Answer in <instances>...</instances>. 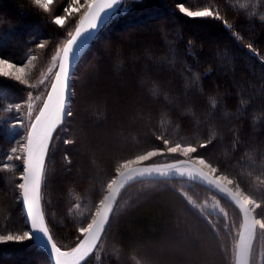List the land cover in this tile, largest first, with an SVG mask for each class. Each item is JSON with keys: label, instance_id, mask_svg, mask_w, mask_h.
I'll return each instance as SVG.
<instances>
[{"label": "trees", "instance_id": "16d2710c", "mask_svg": "<svg viewBox=\"0 0 264 264\" xmlns=\"http://www.w3.org/2000/svg\"><path fill=\"white\" fill-rule=\"evenodd\" d=\"M54 1L58 5L49 14L33 0H0V58L20 64L35 55L28 77L32 84L78 19H69L64 28L52 24V15H63L68 4ZM178 4L214 8L232 27L188 18ZM262 16L264 0H131L110 18L77 70L70 104L74 115L56 131L45 164L41 204L61 250L75 245L76 229L95 211L115 162L159 145L158 132L194 145L214 136L201 155L257 200L264 199L257 179L264 178ZM45 42V49L36 47ZM248 44L259 55L249 52ZM33 90L0 77V105L22 103ZM8 114L0 111V125ZM16 141L0 128V159L12 166L0 168L2 235L25 229L16 187L22 162L6 159ZM183 181H142L125 188L98 264H235L228 237L214 232L180 194ZM257 217H264V209ZM261 252L264 264V232L257 228L250 264H258ZM0 264L49 262L33 241H9L0 243Z\"/></svg>", "mask_w": 264, "mask_h": 264}, {"label": "snow or ice", "instance_id": "6c2138e0", "mask_svg": "<svg viewBox=\"0 0 264 264\" xmlns=\"http://www.w3.org/2000/svg\"><path fill=\"white\" fill-rule=\"evenodd\" d=\"M125 2L126 0H83L81 3V0H68L67 6L63 8L64 14L52 15L51 23L64 28L69 19L76 17L78 19H75L74 31H69L62 46L56 48L55 54L51 57L52 63L48 72L41 74L42 78L38 84L44 86L46 91L36 97H33V93L29 91L27 100L22 103L0 105V111L15 112L19 115L23 111V105L27 104L30 117L27 125L23 119H15V123L10 124L11 128H26L27 133L23 142L17 141V146L11 147L10 152L6 154L7 161L22 162V172L19 176V181L22 182H18L16 187L19 189V198H22V203L26 208L25 229L18 233L10 232L7 235H0V243L33 241L37 245L50 247L55 264H90L93 257L100 261L101 258L96 255V252L102 246L107 231L111 227V218L120 207L119 197L126 186L145 179L159 181L186 177L190 181L202 182L229 198L239 207L244 222L239 231V242L236 246L237 264H241V261L247 264L256 229L259 228L261 232H264V217H257V210L264 209V199L257 200L243 190L237 179L231 178L226 170L222 171V166L201 155L200 150H208L214 144V136L194 145L191 142H183V140L174 142L166 138L162 132H158L155 135V141H158L162 147L155 145L131 158L118 159L115 162L111 169V178L106 182L103 189L104 194L99 199L98 206L76 229L77 235L73 247L66 251L61 250L50 232L41 204V184L45 173L46 156L55 130L65 118L74 115L69 104V76L72 61L88 46L100 27L110 17L117 14V6ZM33 3L44 13H52L51 6L54 0H33ZM177 7L179 12L188 18H210L221 21L229 29L232 27L220 11L214 8L202 7L198 10H190L183 4H178ZM261 18L264 19V16ZM36 47L45 49L47 43H38ZM246 47L249 52L259 55L251 44ZM26 59L27 63L17 64L6 58H0V77L10 78L30 89L37 88V84L29 83L28 80L29 68L37 57L29 55ZM34 100H40L42 106L34 109ZM64 142L72 143L68 140ZM157 157H172L173 159L163 164L149 163ZM11 167L10 164L0 159V168L8 170ZM257 179L261 185H264V178L258 177ZM228 186H233L234 191ZM180 194L193 208L199 207L201 214H204L203 209L207 207L206 202L198 206L187 193L181 191ZM218 205L219 201H217ZM220 212L223 214L224 231L229 232L233 225L228 223V213L223 209H220ZM208 223L212 225V230L217 232L216 225L211 220H208ZM188 235L192 234L188 233Z\"/></svg>", "mask_w": 264, "mask_h": 264}, {"label": "rangeland", "instance_id": "374dc122", "mask_svg": "<svg viewBox=\"0 0 264 264\" xmlns=\"http://www.w3.org/2000/svg\"><path fill=\"white\" fill-rule=\"evenodd\" d=\"M129 1H131V0H126L125 3H122L121 5L117 6L118 11H124L128 6ZM82 2H83V0H81V3ZM53 5H54V7L57 6L58 2L54 1ZM51 63H52V61L50 59V62H49L47 68L45 69V71L43 73L48 72L49 67H51ZM41 78H42V76H40L39 80ZM39 80H38V82H39ZM38 82L36 83L38 85V87L33 88L34 89L32 92L33 97L40 96L42 93H44L46 91L45 87L39 85ZM40 106H42L41 101L40 100H34V109H38ZM133 118H134L133 116L129 117L130 120H132ZM15 119H23V121L26 125L29 123L30 117L28 114L27 104L23 105V111L21 113H19V115H17L15 112L9 113L7 115V117L4 118L2 124L0 125L1 130L4 133H6L7 136L12 137V138L15 137V139L17 141L23 142V138L26 137L27 129L22 128V127L11 128L10 124L15 123ZM17 133H18V135H17ZM116 137H118V136L116 135ZM17 141H16V144H17ZM116 141H118V140H116ZM116 141H114V143ZM60 142H61V137L60 138L58 137L53 150L56 148V146ZM92 145H94V142L92 143ZM92 148L95 151L97 149V146L95 145ZM180 158L183 159V157H180ZM156 162L168 163V162H165V159L162 157H157L154 159V161H150L149 163H156ZM161 164H163V163H161ZM41 186H42V184H41ZM229 187L231 188V186H229ZM181 188L183 190H180V191L187 193V195L190 196L198 206L204 205L205 202L207 203V207L203 209V213H204L203 217H205V219L207 221L211 220L213 222V224L216 225L217 231L218 230H219V232L221 231L223 234H225L228 237V239L230 240V243H231L233 256L235 258L236 243H237V240L239 237V231H240L241 226H242V218H241L240 213L239 212L237 213L233 207L227 205L221 198H219L216 194L212 193L210 190L208 191V190L199 188L198 186L194 185L193 182L183 181V183L181 184ZM20 201H21V198H20ZM217 201H219L218 206H217ZM191 207H192V205H191ZM194 209H196L201 214V210L199 207L194 208ZM220 209H223L224 211H226L228 213V223L230 225H233V227L230 229L229 232L224 231V219H223V214L220 212ZM0 235H2V234H0ZM255 236H256V234H255ZM254 240H255V238H254ZM254 240L252 243V249H253V245H254ZM102 251H103V246H101L97 250L96 255L101 256ZM251 256H252V251L249 255V264H250ZM261 261H262V252L260 253L259 258H258V264H261ZM98 262L99 261H97L95 259V257H93L92 260L90 261V264H98Z\"/></svg>", "mask_w": 264, "mask_h": 264}, {"label": "water", "instance_id": "95a60500", "mask_svg": "<svg viewBox=\"0 0 264 264\" xmlns=\"http://www.w3.org/2000/svg\"><path fill=\"white\" fill-rule=\"evenodd\" d=\"M111 18V17H110ZM109 18V20H110ZM108 20V21H109ZM108 21L103 24L100 29L94 34L93 36V39L89 42L88 46L77 56L73 59L72 61V65H71V72H70V76H69V104H71V94H72V88H73V82H74V79H75V76H76V73H77V70L83 60V58L85 57V55L87 54V52L89 51L90 47L92 46L93 42L95 41V39L97 38V36L99 35V33L101 32V30L105 27V25L108 23ZM60 126H58L59 128ZM58 128L55 130V133H54V136L56 134V131L58 130ZM53 141V139H52ZM51 141V143H52ZM51 143H50V146H51ZM50 149V147H49ZM49 153V151H48ZM48 156V154H47ZM47 156H46V160H47ZM174 180H185V181H189V182H193V183H196V184H199L201 186H203L204 188L210 190L211 192H213L214 194H216L217 196L221 197L222 199L226 200L227 202L231 203L240 213L241 215V218H242V225H243V214L242 212L240 211L239 207L233 202L231 201L229 198H227L226 196H224L223 194L215 191L214 189H211L209 186L203 184L202 182H198V181H190L188 180L186 177L185 178H176V179H172V180H161V181H174ZM144 181H151V180H148V179H145ZM133 184V183H132ZM131 185V184H130ZM128 186H126L127 188ZM229 187V186H228ZM123 191V190H122ZM234 191V190H233ZM122 193V192H121ZM21 207H22V212H23V216H24V219L26 221V208L24 206V204L22 203V198H21ZM254 240V239H253ZM239 242V237H238V240H237V243H236V246ZM34 245L37 247V249L43 254L45 255L47 261L49 262V264H55V260L54 258L52 257L51 253H50V247H46V246H40V245H37L35 242H33ZM253 243V242H252ZM237 248H236V251H235V264H237ZM250 255V254H249ZM241 264H243V261H241ZM247 264H249V256L247 257Z\"/></svg>", "mask_w": 264, "mask_h": 264}]
</instances>
